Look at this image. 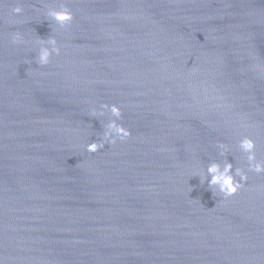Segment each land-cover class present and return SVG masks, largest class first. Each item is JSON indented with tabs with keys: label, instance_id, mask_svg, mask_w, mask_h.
I'll list each match as a JSON object with an SVG mask.
<instances>
[{
	"label": "water",
	"instance_id": "1",
	"mask_svg": "<svg viewBox=\"0 0 264 264\" xmlns=\"http://www.w3.org/2000/svg\"><path fill=\"white\" fill-rule=\"evenodd\" d=\"M104 103L132 136L89 153ZM244 136L264 160V0H0L4 264H264V174L227 199L201 183L247 170Z\"/></svg>",
	"mask_w": 264,
	"mask_h": 264
},
{
	"label": "clouds",
	"instance_id": "2",
	"mask_svg": "<svg viewBox=\"0 0 264 264\" xmlns=\"http://www.w3.org/2000/svg\"><path fill=\"white\" fill-rule=\"evenodd\" d=\"M13 15L23 14L22 7L11 9ZM49 20L53 21L59 28H67L75 19V15L66 3H61L60 7L50 8L47 13ZM55 30V29H53ZM23 39L19 32L12 34V43H22ZM40 48L36 57V63L39 66H46L51 63L53 54L60 55L61 48L58 46V41L55 36L39 41ZM29 64L32 61H28ZM222 107V105H217ZM110 113V119L105 124V132L97 142L88 143L86 150L89 153H97L105 147V145H115L118 141H127L132 136L131 129L125 127L118 121L123 118V108L118 104L100 105V109H92L93 117H104ZM220 149V154L225 155L230 151L229 145L221 142L217 144ZM257 144L251 136H244L239 140V150L246 155L247 170L243 167H236L233 173V164L230 162L221 166L219 163H212L206 169V175H201V183L207 182L209 188L214 195L222 194L225 199L235 196L248 183L250 177L249 172L256 174H264V160L257 158ZM210 177V179H209ZM237 177L239 179H237ZM0 264H4L3 257H0Z\"/></svg>",
	"mask_w": 264,
	"mask_h": 264
}]
</instances>
